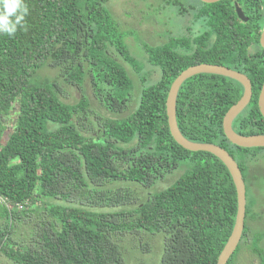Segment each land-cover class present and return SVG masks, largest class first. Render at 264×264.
I'll list each match as a JSON object with an SVG mask.
<instances>
[{
	"label": "trees",
	"instance_id": "16d2710c",
	"mask_svg": "<svg viewBox=\"0 0 264 264\" xmlns=\"http://www.w3.org/2000/svg\"><path fill=\"white\" fill-rule=\"evenodd\" d=\"M108 1L23 0V27L11 37L0 33V264H128L122 232L132 230L160 237L157 264H216L231 232L237 208L231 177L211 153L174 141L165 100L186 67L227 66L244 73L252 91L232 128L264 134L257 106L264 62L249 55L263 21L243 23L232 5L218 1L185 0L181 8L160 0L177 8L184 28L164 33L159 44L141 40L143 54L136 56L125 41L135 31L120 30ZM47 64L62 82L81 87L87 78L95 100L115 116L84 123L88 100L64 102L56 79L37 76ZM241 93L228 77L187 78L176 98L180 132L244 158L251 148L230 143L222 128L223 115ZM14 108L15 124L4 137L2 118ZM180 163L190 168L133 208L128 190L105 188L123 182L148 189ZM245 195L242 235L226 264H235L242 244L264 264L263 235L247 234L246 219L258 215L247 190Z\"/></svg>",
	"mask_w": 264,
	"mask_h": 264
},
{
	"label": "rangeland",
	"instance_id": "374dc122",
	"mask_svg": "<svg viewBox=\"0 0 264 264\" xmlns=\"http://www.w3.org/2000/svg\"><path fill=\"white\" fill-rule=\"evenodd\" d=\"M169 1L175 2L179 6H186L185 0ZM107 6L117 19L120 30L127 32L132 29L135 31L133 34H128L125 41L136 56L143 54L141 40H144L150 45L159 44L165 41L163 37L164 33L173 31L176 34L184 28L176 18L177 8L174 6H164L160 0H110L107 2ZM146 71L147 69H142L141 73ZM37 76L40 80L52 81L56 79L61 99L64 102L74 103L84 96L88 100V107L85 111L86 115L89 113V118L81 119L83 121L85 120L84 123L95 117L104 118L115 116L103 109L95 100L87 78H84L81 87L62 82L58 69L50 64L39 69ZM132 78L136 80L137 73L135 75L133 74ZM126 113L125 111L119 116H124ZM77 116L79 117L80 115ZM81 117L84 118L83 115ZM15 118V108L2 118L5 126L4 137L12 130L15 124ZM90 133L92 134L93 131L90 130ZM93 136L95 137L97 135L93 134ZM234 156L235 161L241 163L242 166L244 183L248 194L247 200L252 199L254 201L252 210L253 213L258 215L255 220L246 219V224L249 227L247 234L251 236L254 232L261 233L263 238L260 246L264 249V148H251L245 152L244 158L239 153H235ZM189 168V164L180 163L172 173H169L163 180L155 183L154 186L148 189L137 184L128 183L127 185L123 182L106 185L105 188L116 190L118 187H121L128 190L133 197V208L145 201L147 196L152 192L168 186L177 176L179 177ZM121 243L128 264H157L161 248V240L158 235L137 232L136 230L123 231ZM234 263L259 264V259L250 251L249 247L242 244Z\"/></svg>",
	"mask_w": 264,
	"mask_h": 264
},
{
	"label": "water",
	"instance_id": "95a60500",
	"mask_svg": "<svg viewBox=\"0 0 264 264\" xmlns=\"http://www.w3.org/2000/svg\"><path fill=\"white\" fill-rule=\"evenodd\" d=\"M200 1L204 3H214L219 0ZM235 10L237 17L241 21L245 22L247 18L236 4ZM259 44L264 48V28L262 29L259 36ZM201 73L228 77L237 81L242 87L241 96L227 109L222 118L223 133L230 143L242 148L264 147V134L257 133L243 135L237 133L232 128L233 120L247 106L252 96L250 81L243 73L219 64L199 63L188 66L182 70L170 84L165 100V109L167 115V124L172 138L178 145L186 150L206 151L217 157L226 167L235 187L237 208L234 216V223L225 244L217 256L216 261V264H226L227 260L232 255L237 244L239 243L244 227L246 189L241 170L235 159L226 149L222 148L221 146L214 143L194 142L184 137V135L180 132L176 121V98L180 85L187 78ZM257 106L259 113L264 120V80L258 93Z\"/></svg>",
	"mask_w": 264,
	"mask_h": 264
},
{
	"label": "flooded vegetation",
	"instance_id": "af4514ba",
	"mask_svg": "<svg viewBox=\"0 0 264 264\" xmlns=\"http://www.w3.org/2000/svg\"><path fill=\"white\" fill-rule=\"evenodd\" d=\"M218 2H220L223 6H225V8H227L228 6L233 7V12L234 15L236 16V18L241 21L236 14V10H235V4L242 10L243 14L245 15V17L247 18L246 21L243 23H247L248 21H250L251 19L253 20H258L263 21L261 28L258 29V34L260 36V33L262 31V29L264 28V0H219ZM175 3V2H174ZM177 4V3H176ZM183 6H181L182 8ZM249 24H251L253 26L252 23L249 22ZM199 28V25L197 24L196 27L194 28L195 30ZM250 33H254V29H250L249 28ZM258 45V46H257ZM254 45L253 44V48H251L252 52L249 54L250 56H252V58H256L259 59L260 62H264V48L260 46L259 44V37H258V44ZM250 49V47L248 48V50ZM255 63V62H254ZM224 66V65H223ZM227 67V66H226ZM187 68V67H186ZM229 68V67H228ZM232 69V68H231ZM235 70V69H233ZM237 71V70H236ZM240 72V71H238ZM242 73V72H240ZM244 74V73H243ZM245 75V74H244ZM176 78V77H175ZM174 78V79H175ZM248 78V77H247ZM249 79V78H248ZM264 80V79H263ZM250 81V80H249ZM263 82V81H262ZM183 83V82H182ZM182 85V84H181ZM180 85V86H181ZM260 90V89H259ZM252 95V94H251Z\"/></svg>",
	"mask_w": 264,
	"mask_h": 264
},
{
	"label": "clouds",
	"instance_id": "9594fccd",
	"mask_svg": "<svg viewBox=\"0 0 264 264\" xmlns=\"http://www.w3.org/2000/svg\"><path fill=\"white\" fill-rule=\"evenodd\" d=\"M3 4L0 11V33L9 37L15 35L28 14V7L23 0H0Z\"/></svg>",
	"mask_w": 264,
	"mask_h": 264
}]
</instances>
